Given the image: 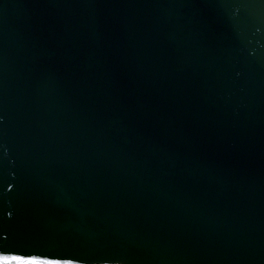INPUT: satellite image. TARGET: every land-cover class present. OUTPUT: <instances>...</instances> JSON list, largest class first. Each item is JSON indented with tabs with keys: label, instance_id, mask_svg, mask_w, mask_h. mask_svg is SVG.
Segmentation results:
<instances>
[{
	"label": "water",
	"instance_id": "water-1",
	"mask_svg": "<svg viewBox=\"0 0 264 264\" xmlns=\"http://www.w3.org/2000/svg\"><path fill=\"white\" fill-rule=\"evenodd\" d=\"M264 264V0H0V250Z\"/></svg>",
	"mask_w": 264,
	"mask_h": 264
},
{
	"label": "snow or ice",
	"instance_id": "snow-or-ice-1",
	"mask_svg": "<svg viewBox=\"0 0 264 264\" xmlns=\"http://www.w3.org/2000/svg\"><path fill=\"white\" fill-rule=\"evenodd\" d=\"M10 250H0V264H80L79 258H44L42 255L6 254Z\"/></svg>",
	"mask_w": 264,
	"mask_h": 264
}]
</instances>
